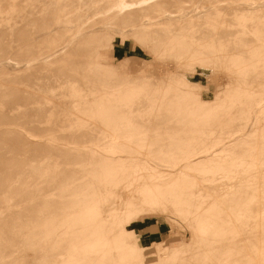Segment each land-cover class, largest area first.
<instances>
[{
    "label": "rangeland",
    "instance_id": "374dc122",
    "mask_svg": "<svg viewBox=\"0 0 264 264\" xmlns=\"http://www.w3.org/2000/svg\"><path fill=\"white\" fill-rule=\"evenodd\" d=\"M117 1L0 0V136L10 138L0 148V154L16 162L8 163L7 168L0 167L8 169L3 174L0 172V219L14 212L16 220L21 222L32 212L36 213L35 218H29L34 225L29 230H34L32 241L25 240L16 225L8 227L11 238L5 237V232L0 233V246L5 247H0V263L20 264L18 253H23L28 263H34L38 254L53 247L52 252H56L59 261H66L67 256L79 259L89 252H110L112 262L108 264H170L162 251L158 254V248L169 246L173 251L183 243L189 244L195 235V252L188 257L194 260L191 264H264V214H259L264 212L259 209V204L264 202L261 201L264 199V143L260 142L261 131L256 129V125L264 124V110H258L254 119L249 114L253 105L251 94L257 91L261 96L264 92V8L248 12L241 9L251 3L256 5L255 0H151L145 6L132 9V12L138 10L133 12L136 16L131 10L125 14L116 12ZM42 61L47 63L38 64L36 69L26 68ZM13 89H18L24 97L15 96ZM218 98L219 101H213ZM30 107L37 111L23 113ZM118 109L124 110L116 112ZM160 114L168 120L160 119ZM235 120L239 126L253 122L246 129L251 133L247 144L235 147L236 150L230 148L217 158L181 173L155 179L146 175L144 178L140 173L135 176L140 180L134 189L154 196L171 191L175 195L173 202L178 201V195L183 203L199 194L197 202L187 205L186 213L179 209V204L169 202L165 206L158 201L143 210L135 207L130 217L119 218L115 226L110 215L127 195L123 184L115 187L118 190L114 196L110 195L101 206L95 207L93 197L97 193L94 189L88 191L91 181H85L86 190L72 189L77 181L65 184L58 174H52L55 164L68 177L74 174L72 163L81 165L73 162L74 154L67 147L96 146L93 142L78 144L73 142L74 138L64 136L55 140L57 137L52 135L76 131L74 135L79 140H87L94 134L112 131L135 133L129 139L107 138L116 143L127 141L117 150L139 158L133 162L144 158L147 163L165 166L157 156L174 159L197 142L204 143L206 138L233 130L237 127ZM112 123L115 128L111 127ZM82 131L85 134L81 135ZM136 138L143 141H130ZM123 147H132L135 151H124ZM93 163H83L85 175L75 177L89 178ZM36 168L45 170V177L32 176ZM123 169L119 166L116 171L120 173ZM9 173L12 179L7 177ZM220 180L225 184L218 187L216 182L219 185ZM92 181L104 186L112 184L102 177ZM64 190L66 194L61 193ZM228 194L234 196L232 200ZM239 194L244 198H239ZM80 198L83 205L79 206ZM45 200L49 201L47 208L60 202L54 211L69 208L73 209L72 213L60 216L49 227L45 221ZM96 209L108 216L96 226L94 234L112 240L79 250L84 245V233L80 230V239L71 240L78 230L75 223L96 222L91 213ZM198 212L207 217L196 220ZM202 221L206 225L197 228ZM209 230L217 234L213 241L205 239ZM45 235H48L47 242ZM58 237L64 242L54 247ZM135 243L145 249L142 257L137 255V261L133 259V262L125 252L127 246ZM203 252L208 257H201ZM96 259L92 258L94 264H100Z\"/></svg>",
    "mask_w": 264,
    "mask_h": 264
},
{
    "label": "bare ground",
    "instance_id": "6f19581e",
    "mask_svg": "<svg viewBox=\"0 0 264 264\" xmlns=\"http://www.w3.org/2000/svg\"><path fill=\"white\" fill-rule=\"evenodd\" d=\"M151 0H137V1H127V0H118V4L115 6L116 9L118 11L116 12H120V13H124L126 11H129L131 10L132 12V9L133 8H136V7H141V6H145L148 4V2H150ZM164 1V0H163ZM218 1V0H217ZM235 1V0H234ZM76 2V1H75ZM166 2V1H165ZM207 2V1H206ZM254 2H257L256 5H252L249 4L243 8H241L242 10H247L248 11H252L255 9H262L264 8V0H255ZM164 3V2H163ZM167 3V2H166ZM171 3V2H170ZM215 3V2H214ZM213 3V4H214ZM246 3V2H245ZM248 3V2H247ZM246 3V4H247ZM250 3V2H249ZM251 5V6H250ZM156 6V5H155ZM101 8V7H100ZM150 8V7H149ZM113 9V8H112ZM152 9V8H151ZM153 10V9H152ZM224 10H227V9H224ZM138 12V10H136ZM136 11H133L136 13ZM150 11V10H149ZM228 11V10H227ZM109 12V10H108ZM114 12V11H113ZM132 12V13H133ZM152 13V11H150ZM149 12V13H150ZM118 13V14H120ZM132 13H129L128 12V15L129 14H132ZM213 13V12H212ZM79 14V13H78ZM83 14V13H82ZM117 14V15H118ZM125 14V13H124ZM134 14V13H133ZM211 14V13H210ZM249 14H251L249 12ZM127 13H126V16H128ZM136 16H138L137 14H134ZM162 15V14H161ZM160 15V16H161ZM202 15V14H201ZM206 15V14H205ZM51 16V15H50ZM82 16V15H81ZM137 18V17H136ZM166 20V19H165ZM229 20V19H228ZM133 21V20H131ZM231 21V20H230ZM222 22V21H221ZM161 23V22H160ZM167 23V22H166ZM175 23V22H174ZM162 24V23H161ZM177 25V24H176ZM256 26V25H255ZM224 32V31H223ZM227 32V31H226ZM233 32V31H232ZM235 32V31H234ZM233 34V33H232ZM218 35H221L218 34ZM212 36V35H211ZM217 37V36H216ZM220 38V37H219ZM224 38V37H223ZM225 39V38H224ZM250 39V38H249ZM244 40V39H243ZM207 41V40H206ZM258 45V44H257ZM256 45V46H257ZM3 48V47H2ZM211 51V50H210ZM215 54V53H214ZM221 55V54H220ZM205 58V57H204ZM205 60V59H204ZM262 60V59H261ZM214 61V60H213ZM216 62V61H215ZM45 63H47L46 61H42L41 63H36V65L34 66H28L26 67L27 69H33V68H38V64H41L42 66L45 65ZM102 66V65H101ZM105 66V65H104ZM103 66V67H104ZM107 66H108V63H107ZM262 66V65H260ZM259 66V67H260ZM102 67V68H103ZM61 69V67H59ZM59 68H57V70H60ZM64 68V67H63ZM101 68V67H100ZM99 68V69H100ZM101 68V69H102ZM105 68L108 70V68L105 66ZM67 69V68H66ZM104 69V68H103ZM102 69V70H103ZM236 69V67H235ZM53 70V69H52ZM51 70V71H52ZM55 70V68H54ZM53 70V71H54ZM105 70V69H104ZM107 70H105L104 72H106ZM249 70V69H248ZM99 71V70H98ZM101 72V71H99ZM103 72V71H102ZM101 72V74H102ZM103 72V73H104ZM262 74V73H260ZM48 75V74H46ZM51 75V74H49ZM48 75V76H49ZM257 76V75H256ZM10 77V76H9ZM17 77V76H16ZM19 78V77H18ZM16 78V79H18ZM127 78V77H126ZM125 78V79H126ZM264 78V76H263ZM15 79V80H16ZM9 80V79H8ZM12 80V79H11ZM14 80V79H13ZM100 81V80H99ZM45 87V86H44ZM9 89V88H8ZM7 89V90H8ZM22 89V88H21ZM17 91H14V89L12 91H14V95L15 96H22L23 93H19L18 92V89H16ZM20 90V89H19ZM249 90V89H248ZM23 91V90H22ZM243 91V90H242ZM245 91V90H244ZM59 93V92H58ZM260 92H257L255 91L254 93L251 94V100L253 101V105L251 103V111H250V115L253 117H255V114L258 113V110H264V92L262 91V94L261 96L259 95ZM12 94V92H11ZM31 95V94H30ZM28 95L25 94V98H26V101L28 100ZM222 96V95H221ZM220 96V98H221ZM24 97V95H23ZM33 97V96H32ZM224 97V96H223ZM243 97V96H242ZM36 98V97H35ZM220 98H218L217 100H213V101H219ZM241 98V97H240ZM239 98V100H240ZM35 100V99H34ZM248 100V99H247ZM247 100H245L247 102ZM30 101V100H29ZM33 101V100H32ZM83 101V100H82ZM203 101V100H202ZM242 101V100H241ZM241 101H238L241 103ZM31 102V101H30ZM73 102V101H72ZM237 102V101H236ZM249 102V100H248ZM244 103V102H243ZM242 103V105H243ZM31 104V103H30ZM33 104V103H32ZM248 104V103H247ZM27 105V104H26ZM241 105V104H240ZM257 105H259L257 107ZM183 108V107H182ZM50 110V109H49ZM57 110V109H56ZM72 110V109H71ZM124 109H118L116 112L118 111H123ZM132 110V108H131ZM187 110V109H186ZM197 110H201V109H197ZM238 110V109H237ZM34 111H37L36 108H33V107H30V108H26V110L24 109L23 110V113L24 112H27V113H35ZM74 111V110H73ZM129 111V110H128ZM174 111V110H173ZM244 110H242L241 112H243ZM213 112V111H212ZM236 112V111H235ZM248 113L247 111H244L243 113ZM56 112H54V115H55ZM58 113V112H57ZM78 113V112H77ZM164 113V112H163ZM166 113V112H165ZM186 113V112H185ZM233 113V112H232ZM30 116V114H28ZM48 115V114H46ZM131 115V114H130ZM161 115V114H160ZM240 115V113H239ZM248 115V114H247ZM82 116V115H80ZM113 116V115H112ZM111 116V117H112ZM125 116H127L125 114ZM165 116V115H164ZM168 116V115H167ZM236 116V114H235ZM241 116V115H240ZM245 116V115H244ZM243 118H246V116ZM250 116V118H251ZM33 117V116H32ZM115 117V115H114ZM237 117V116H236ZM242 117V116H241ZM240 117V118H241ZM257 117V116H256ZM263 119H264V116H262ZM40 118V117H39ZM61 118V116H60ZM160 119H163V121H167L168 120V117H162V115L159 117ZM167 118V119H166ZM238 118V117H237ZM261 118V117H260ZM63 119V118H62ZM158 120V117L156 118ZM170 119V118H169ZM254 119V118H253ZM39 120V119H38ZM42 120V119H41ZM59 120V119H57ZM64 120V119H63ZM141 120V119H140ZM238 120V119H237ZM240 120V119H239ZM238 120V121H239ZM242 120V119H241ZM248 120V119H247ZM61 121V120H60ZM67 121V120H66ZM89 121V120H88ZM161 121V120H159ZM249 121V120H248ZM259 121V120H258ZM83 122V121H82ZM236 122V120H235ZM247 122V121H246ZM64 123V122H63ZM120 123V122H119ZM228 123V122H227ZM237 123V127H235L233 130L231 129V131H224V132H221L220 135H218L217 137H214V138H206L204 139V143L203 141H200V142H197V145L195 144V146H192L193 147H189L190 149H188V151L180 154V155H177L176 157L174 156V159H170V158H166L165 159V156L161 157V156H157L156 159L157 160H163V162H165V166H156L154 164H150V163H147L146 159L144 158H140L139 162H133V160L135 159H139V158H133L129 155H124V154H120V151L117 150V148L120 147V145H123V144H126L128 143L127 141L124 142V143H116L115 142H110L109 139L107 137H111L113 139L115 138H118L120 139L119 137H125V139H129L131 138V136L135 133H129V132H126V131H122V133H115L114 131H112V133H102V134H94L93 137H90L89 139H83V140H79L77 137L78 136H75V132L74 134L73 133H70V132H63V133H59V134H56V135H52L53 137H57L55 138L58 139V138H61V136H64V137H67V139H71V138H74V141L73 142H77L79 144V142H83V144H86V143H91L93 142L96 146H92V147H86V146H74V147H67L66 149H68L72 154H74L73 156V159L74 161L73 162H80L81 165H79V167L76 166V164L72 163L71 166H72V170L74 171V174L72 176H66L63 174V171L61 168H59L56 164L53 166V173L52 174H58L63 182L65 184H70V183H73V182H76L75 185L72 187V189H76V188H79V189H84L86 190L84 187H86L87 185V182L85 181H91V185L88 187V191H95V196L93 197L94 199V205L95 207H99L102 205V202L105 201V199L107 197H109L110 195L114 196L115 192L118 190L117 188H115L116 186L120 185V184H123L122 187L126 190L127 192V195L125 196V199H124V202L117 208V210L112 214L110 215V218H111V221L114 223H116L115 226H117V221L119 218H126V216H129L132 214L133 210L135 207L137 206H140L142 208H140V210H143V208H147L148 206H150L151 204H156L158 201H161V202H164L163 204L165 206H167L166 204H169V202H171L172 204L174 205H181L179 207V209L181 208V210L185 211L186 213V207L187 205H190V204H193L194 202H197V198L200 197V195H195L193 197H190V199H186L183 203L180 201V198L181 196H177L178 197V201H172L173 198L175 197V195L173 194V192L171 191H165V192H161V193H157L156 196H154L153 194L151 193H147V192H142L138 189H134L136 184L139 183V180L140 178L138 179L137 176L139 173L144 177L146 175V177H150L152 179H155L161 175H172L178 171L183 172L185 171L186 169H189L190 167L192 166H195V165H199V164H202V163H206L210 160H213L214 158H217L218 156H220L222 154V152L226 151V150H230L235 147H238L239 145H244V143L247 144V140H248V135L251 134V133H247L248 131L246 130L247 128H250V126H252L253 122H251L252 124H246L245 122V126H241L243 125V123H241V125L239 126L238 122ZM57 124V123H56ZM60 124V122H59ZM85 124V123H84ZM233 124V123H232ZM231 124V125H232ZM257 124V123H256ZM225 125V124H224ZM125 126V125H124ZM156 126V125H155ZM216 126V125H215ZM214 126L215 129H217L216 127ZM218 126V125H217ZM223 126V125H222ZM58 127V126H57ZM100 127V126H99ZM111 127H116V125L114 123H112ZM232 127V126H231ZM133 128V127H132ZM219 128V127H218ZM252 128V127H251ZM46 129V128H45ZM50 129V128H49ZM49 129H46V130H49ZM53 129V128H52ZM56 129V128H55ZM100 129V128H99ZM104 129V128H103ZM221 129V128H220ZM256 129L260 130L261 131V140L260 142L264 143V124L263 125H256ZM85 130V129H84ZM118 130V129H117ZM116 130V131H117ZM126 130L128 131V128H126ZM52 131V130H50ZM58 131V130H57ZM131 131H134L133 129ZM251 131V130H249ZM46 132V131H45ZM48 132V131H47ZM73 132V130H72ZM100 132V131H99ZM110 132V131H109ZM138 132V131H136ZM254 132V131H253ZM258 132V131H257ZM84 131H82V134L83 135ZM91 133V132H90ZM129 133V134H128ZM85 134V133H84ZM92 134V133H91ZM24 136V134H22ZM86 136V135H85ZM88 136V134H87ZM90 136V135H89ZM88 136V137H89ZM255 136V135H254ZM28 139H30V137L26 136ZM80 137V135H79ZM257 137V138H256ZM255 138L257 140L258 139V136H256ZM77 138V139H76ZM81 138V137H80ZM197 138V137H196ZM251 138V136H250ZM260 138V137H259ZM10 138L6 135L4 136H0V148L2 150V147L8 142ZM117 140V139H116ZM122 140V139H121ZM198 140V139H197ZM200 140V139H199ZM40 141H43L45 142V139H41ZM131 142L132 141H135L136 143H140L142 142L141 140L139 141L138 138L136 139H133V140H130ZM194 142V141H193ZM259 142V144H260ZM189 143V142H188ZM199 143V144H198ZM130 144V143H129ZM258 144V145H259ZM89 146V145H88ZM253 147V145H252ZM242 148L244 149V147L242 146ZM238 149V148H237ZM240 149V148H239ZM122 150L124 151H128V152H134L135 149L132 148V147H123ZM247 150V148H246ZM64 152V151H63ZM116 152H119V153H116ZM225 155V154H223ZM173 156V155H172ZM167 157V156H166ZM223 157V156H222ZM256 157V156H255ZM4 159V161L2 160ZM167 159H170V160H167ZM88 161H91V162H94L89 171L91 172L90 175H89V178H86L85 180L83 179H79L77 177H75L77 174L79 175H85L84 172L86 171V167H85V162H88ZM10 163L12 165L16 164V162L14 161H9V160H6V157L3 156L2 154H0V167H3V166H6L7 168V164ZM39 165H37L38 167ZM123 167V171L121 172V170L119 171L120 173H118L116 170L118 169V167ZM0 169V172H2V174L5 172V170H8V169ZM134 169V170H132ZM136 169V170H135ZM4 171V172H3ZM143 171V172H141ZM61 172V173H60ZM226 173V172H225ZM224 173V175H225ZM233 174V172H231ZM235 173V172H234ZM229 174V173H228ZM238 174V173H237ZM37 176L40 178V176H44L45 177V170L43 169H40V171L38 170V168H36L35 172L32 173V176ZM234 175V174H233ZM255 175V174H254ZM236 176V175H235ZM250 176H253V174L251 175H248L247 177H250ZM7 177L9 179H12V174H8ZM100 177H102L104 179V181L106 182H109V183H112L114 187H112V189H110L111 185L112 184H108L106 186L102 185V184H98L96 183V181H92L94 179H99ZM142 177V178H143ZM234 177V176H233ZM245 177V175H244ZM242 177V178H244ZM263 177V176H262ZM141 178V179H142ZM145 178V177H144ZM229 178V177H228ZM235 178V177H234ZM239 179V181L241 182L242 180H240V177H237ZM241 178V179H242ZM225 180V179H224ZM227 180V179H226ZM237 180V179H235ZM115 181V182H114ZM228 181V180H227ZM238 181V182H239ZM228 183H231V182H228ZM237 183V182H236ZM225 184V181L223 180H220V183L218 185V183L216 182V186L218 187H221L222 185ZM229 185V184H228ZM232 185V183H231ZM66 191L67 190H64L62 191L61 193L62 194H66ZM113 192V193H112ZM233 192V191H232ZM237 192V191H236ZM112 193V194H111ZM230 193V192H229ZM238 193V192H237ZM228 198H230L231 200L233 199L234 196H230V194H228ZM244 195L243 194H239V198H242ZM244 198V197H243ZM78 200V199H76ZM75 200V202H76ZM81 202L78 203L79 206L82 202V199L80 198ZM46 201V200H45ZM87 201V200H86ZM261 201H264L261 200ZM49 201H46L45 203V215L47 216L45 218V221L47 220L48 221V226L49 224L50 225H55L56 224V220L59 219L60 220V216H63L65 215L66 213H69L71 212L72 213V210L73 209H69V208H64V210L60 211L59 210H56V207L57 205L60 203H55L53 204L52 206H50V208H47L46 205H49L48 203ZM79 202V201H77ZM76 202V203H77ZM89 202V201H87ZM235 202L238 204L240 203L237 200H235ZM77 204V205H78ZM83 205V204H81ZM164 207V206H162ZM259 209L260 210H263L264 209V202L260 203L259 204ZM179 211V210H178ZM136 212V211H135ZM93 217L95 218V220H97L96 222L94 223H89L87 220L86 221H79V222H76L75 223V226L76 228L78 229L77 231L74 232L73 236L70 237L71 240H75V239H78L79 238V234L78 232L81 230L83 233H84V245H81V247H79V250L81 249H91V248H95L96 245H105L107 243V239L109 240V238L105 237V238H100L98 237L97 235L94 234V232L97 231V227H98V224H100L102 221H105L106 219V216H108L107 214L103 213L102 211H100L99 209H96L94 210L93 212H91ZM137 213V212H136ZM139 213V212H138ZM264 214V212H260L259 214ZM70 214V213H69ZM68 215V214H67ZM137 215V214H135ZM71 216V215H70ZM36 217V213L35 212H32V214L30 216H27L25 217L21 222L16 220L15 218V213L12 212L10 213L9 215H7L5 218H1L0 219V233H4L5 232V237H9L11 238L13 235L11 234L10 230L8 229V227H12V225H16L18 230L17 232H19L20 234H23L24 235V238L25 240H28L27 241H32V232H34V230H31L29 231L30 229L33 228V224L30 223V219L29 218H35ZM130 217V216H129ZM195 217H196V220H199L201 217H207V216H200L199 212L195 214ZM212 218V217H211ZM221 218V217H220ZM262 220V219H261ZM90 224V226L88 225ZM107 224V223H106ZM5 225V226H4ZM195 225H196V222H195ZM206 225V223L204 221L202 222H199L198 223V226L197 228L199 229H202L204 226ZM97 226V227H96ZM108 226V224H107ZM50 227V226H49ZM48 227V228H49ZM106 227V226H104ZM46 228V226H45ZM51 228H53V226H51ZM50 228V229H51ZM60 228V227H58ZM58 228H56V230H58ZM47 229V228H46ZM29 232H28V231ZM106 229L104 228V231ZM110 230V229H109ZM195 230V228H194ZM196 231V230H195ZM48 232V231H47ZM58 232V231H57ZM211 230L207 231V233H205V239H207L208 241H213L215 239V236L217 234L215 233H210ZM28 233V234H27ZM49 233H52L49 232ZM49 233H46V234H49ZM113 235V234H112ZM48 236V235H47ZM47 236L45 235V239L47 238ZM50 236V235H49ZM106 236V234H105ZM111 236V235H110ZM204 236H199L201 239H204L203 237ZM104 237V236H103ZM198 237V238H199ZM30 238V239H29ZM49 238V237H48ZM197 238V236H196ZM80 239V238H79ZM24 240V241H25ZM112 240V238H111ZM46 242H47V239H46ZM62 242H64V240H61L59 237L55 243V246H58L60 245ZM34 244V243H33ZM51 244V243H50ZM67 245V244H66ZM65 245V246H66ZM47 247L48 244L46 245ZM108 246V245H107ZM111 246V245H110ZM198 246V245H197ZM2 248H5L4 246H0ZM1 248V249H2ZM34 248L36 249L37 246H34ZM149 248V247H148ZM196 248V244H195V235H194V238L192 239L191 242H189V244H184L181 245V246H178L176 247L173 251H170V247L166 246L165 248L161 247V248H158V251H160L158 254L161 253V251L166 255L165 256V259L167 261V263H178L180 262V264H191V263H194V260L193 259H188L189 255H193L194 254V250ZM0 249V250H1ZM46 249V247H45ZM48 249V248H47ZM143 249H145V247H143L142 245H140L139 243H135V245H129L126 247V255H127V258H132L131 261L134 262V260H136V256L138 255V257H142V251ZM125 250V248H124ZM54 251V248L50 247L48 250L45 251L44 254H38L35 258V260L37 262L34 261V263H28L26 261V259L24 258V255L23 253H18V255L16 256L17 258H19L20 260V264H48V263H51L50 261H56L58 262L57 264H91V262L93 261V264H94V260H92V258H97V262H102V264L106 263L108 264L110 261H111V258H110V252H105V253H87L86 255H81L79 259H70L68 256L66 258H68L66 261H59L60 259L57 258V255L55 254L56 252H52ZM122 251V250H121ZM79 252V251H78ZM118 255V251H115ZM125 253L123 252V254L125 255ZM144 253V252H143ZM201 253V252H199ZM81 253H79L80 255ZM122 254V256H123ZM146 255V254H145ZM152 255V254H151ZM157 255V254H156ZM162 257V256H161ZM164 257V256H163ZM191 257V256H190ZM201 257H208L207 254H205L204 252L201 254ZM144 258V257H143ZM134 259V260H133ZM145 259V258H144ZM95 260V261H96ZM127 260V259H126ZM139 260V259H138ZM140 260H142L140 258ZM139 260V261H140ZM130 261V259L128 260ZM137 261V260H136ZM144 261V260H143ZM142 261V262H143ZM104 262V263H103ZM112 262V261H111ZM144 263V262H143ZM196 263V262H195ZM0 264H16L15 262H9V263H4V262H1ZM96 264V263H95ZM99 264V263H97ZM111 264V263H110ZM140 264V263H139Z\"/></svg>",
    "mask_w": 264,
    "mask_h": 264
}]
</instances>
